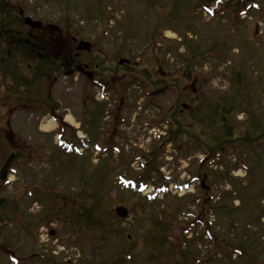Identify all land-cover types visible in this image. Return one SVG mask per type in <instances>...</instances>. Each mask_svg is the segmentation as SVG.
I'll return each instance as SVG.
<instances>
[{
  "label": "rangeland",
  "instance_id": "rangeland-1",
  "mask_svg": "<svg viewBox=\"0 0 264 264\" xmlns=\"http://www.w3.org/2000/svg\"><path fill=\"white\" fill-rule=\"evenodd\" d=\"M16 4L64 29L69 57L77 48L72 36L91 41L80 59L119 88L103 100L99 85L80 73L54 76L52 67L50 87L43 75L30 78L34 60L15 71L9 103L36 96L50 108L58 103L69 117V143L78 146L80 124L108 150L97 154L91 144L83 154L69 152L57 145L59 124L50 127L49 115L13 117L24 149L11 190L24 197L49 264H264V0ZM10 67L0 64L5 73ZM121 176L137 184L147 178L145 193L158 184L169 191L149 199L134 185L124 188ZM121 205L128 218L118 216Z\"/></svg>",
  "mask_w": 264,
  "mask_h": 264
},
{
  "label": "flooded vegetation",
  "instance_id": "flooded-vegetation-1",
  "mask_svg": "<svg viewBox=\"0 0 264 264\" xmlns=\"http://www.w3.org/2000/svg\"><path fill=\"white\" fill-rule=\"evenodd\" d=\"M17 2L18 0H0V11L6 12L4 21L0 18V44L8 56H1L0 64L9 63L11 65L8 73L0 68V92L3 93L1 90V85H3L2 76L9 82V89L5 91V93L9 91L8 94H0V264H37L35 259L37 262L41 261L44 264H49L48 249L44 245H40L41 242L38 244L35 242L36 234H34V231L36 227L32 225L33 223H31L22 203L25 200L24 197L18 194L16 190H11L15 184L11 178L9 181L6 180L7 178L5 179V176L3 178L4 166L9 156L14 154V161H16L20 152L18 150L24 149L22 147L18 148L22 138L18 137V133L14 130L13 116L16 113L14 108L19 103L29 105L23 108L22 111H30V118L33 115L42 118L49 113H47L48 105L47 102L42 101L37 96L29 99L30 101L27 99L18 101V103H16L17 101L9 103V101L12 99L14 89L18 84V80L14 79L19 72L15 74V71L18 66L25 65L26 60H34V64H31V62L27 64L28 67H31L30 69H33V72L29 74L32 80H37V75L40 74L47 77L48 81L52 80L51 69H56L53 75H57L58 72L67 74L69 70H73L78 65L86 62L80 59L82 52L78 53L77 56V52L74 53L73 57L67 55V33L57 28L54 29L49 25H46V27L43 25L40 28L28 26L25 21V9L22 5L16 4ZM8 25L18 26V28L28 27L29 31L18 29V33H16L10 27H7ZM24 32L26 35H24ZM50 42V49H54L53 52L46 51L45 44ZM52 44L53 46L56 45L58 51L53 48ZM36 45L42 50L37 51ZM23 46L28 48L27 54L21 52ZM14 54L16 58L12 57ZM86 64L90 65L89 63ZM6 104L8 105L6 106ZM8 168L7 175L16 166L10 165ZM42 228V226L38 228L39 234L43 230ZM23 246H26V248ZM39 246H41V251L37 252L36 247Z\"/></svg>",
  "mask_w": 264,
  "mask_h": 264
},
{
  "label": "water",
  "instance_id": "water-1",
  "mask_svg": "<svg viewBox=\"0 0 264 264\" xmlns=\"http://www.w3.org/2000/svg\"><path fill=\"white\" fill-rule=\"evenodd\" d=\"M31 23L34 24L33 22H31ZM90 47H91V44L89 42H85V41L81 42V44L79 46L80 49H90ZM123 62H124V60L121 61V63H123ZM117 211H118V214L123 216V217H126L129 214V211L125 207H118Z\"/></svg>",
  "mask_w": 264,
  "mask_h": 264
},
{
  "label": "bare ground",
  "instance_id": "bare-ground-1",
  "mask_svg": "<svg viewBox=\"0 0 264 264\" xmlns=\"http://www.w3.org/2000/svg\"><path fill=\"white\" fill-rule=\"evenodd\" d=\"M170 34H173L172 32H169ZM55 125V122H53V121H50V127L51 126H54Z\"/></svg>",
  "mask_w": 264,
  "mask_h": 264
}]
</instances>
